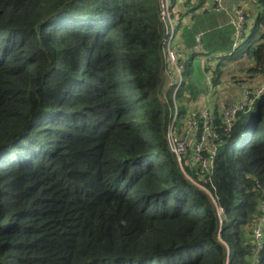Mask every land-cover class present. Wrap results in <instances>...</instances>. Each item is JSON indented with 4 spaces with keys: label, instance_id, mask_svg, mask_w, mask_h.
<instances>
[{
    "label": "trees",
    "instance_id": "trees-1",
    "mask_svg": "<svg viewBox=\"0 0 264 264\" xmlns=\"http://www.w3.org/2000/svg\"><path fill=\"white\" fill-rule=\"evenodd\" d=\"M164 36L157 0H0V264H264V93L229 133L215 114L221 221L166 139ZM206 73L185 70L179 124Z\"/></svg>",
    "mask_w": 264,
    "mask_h": 264
},
{
    "label": "built area",
    "instance_id": "built-area-1",
    "mask_svg": "<svg viewBox=\"0 0 264 264\" xmlns=\"http://www.w3.org/2000/svg\"><path fill=\"white\" fill-rule=\"evenodd\" d=\"M157 4L159 19L165 29L163 40L164 74L169 91H172L173 98L172 121L168 126L166 139L183 173L191 182L209 194L214 203L217 216L222 221L224 208L204 183L210 182L213 184L212 177L215 171L217 151L223 142L214 122L216 118L215 114L218 112L221 116L223 122L221 127L224 128V133H229L235 125L239 112L250 108L254 98L264 93V86L256 91L246 88L239 99L228 103L218 111L211 109L209 106L201 107L197 112L182 117V123L179 124L177 121L178 102L176 95L185 82L186 62L179 56L174 45L177 20L174 17L172 0H157ZM214 8L226 12L232 10L234 13L232 21L235 27L233 47L237 48L247 38L252 28L248 24L247 16L242 7L235 3L228 4L225 0H215ZM210 61L207 56H201V68L204 70L210 64ZM203 73L206 72L204 71ZM205 80L208 83L207 95H212L216 91V86L208 73H206ZM163 98H166L165 89H163ZM198 114L200 115L198 116ZM192 171H195L196 176L191 174ZM262 207H264L263 204ZM252 233L255 246L254 251L257 254L264 241V216L253 226Z\"/></svg>",
    "mask_w": 264,
    "mask_h": 264
},
{
    "label": "crops",
    "instance_id": "crops-1",
    "mask_svg": "<svg viewBox=\"0 0 264 264\" xmlns=\"http://www.w3.org/2000/svg\"><path fill=\"white\" fill-rule=\"evenodd\" d=\"M242 7L248 24L254 26L259 5L256 0H225ZM215 0H174L176 18L174 45L179 56L186 62L185 70L190 71V80L200 79L203 69L200 57L212 55L218 60L211 61V69L216 82V91L207 95V89L198 95L189 106V111L197 112L209 106L220 110L228 103L239 99L245 88L259 89L264 86V74L256 71V62L251 57L246 39L242 45L233 47L235 27L234 13L214 8ZM252 29V28H251ZM230 57L229 60H224ZM192 68V75H191ZM165 92H169L164 76Z\"/></svg>",
    "mask_w": 264,
    "mask_h": 264
},
{
    "label": "rangeland",
    "instance_id": "rangeland-1",
    "mask_svg": "<svg viewBox=\"0 0 264 264\" xmlns=\"http://www.w3.org/2000/svg\"><path fill=\"white\" fill-rule=\"evenodd\" d=\"M241 45H242V44H241ZM241 45H240V46H241ZM207 58H208L209 60H214V61L220 59V58H214L213 56H210V55H207ZM229 59H230V57H225L224 60L227 61V60H229Z\"/></svg>",
    "mask_w": 264,
    "mask_h": 264
}]
</instances>
